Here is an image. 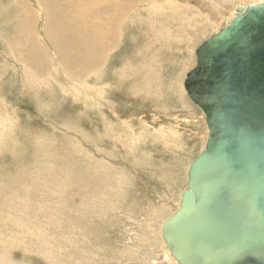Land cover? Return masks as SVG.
<instances>
[{
	"label": "rangeland",
	"instance_id": "1",
	"mask_svg": "<svg viewBox=\"0 0 264 264\" xmlns=\"http://www.w3.org/2000/svg\"><path fill=\"white\" fill-rule=\"evenodd\" d=\"M72 1L0 0V264H158L207 136L183 81L220 25L195 0H81L88 20L116 18L110 35L54 45ZM59 49L94 65L79 74Z\"/></svg>",
	"mask_w": 264,
	"mask_h": 264
},
{
	"label": "water",
	"instance_id": "2",
	"mask_svg": "<svg viewBox=\"0 0 264 264\" xmlns=\"http://www.w3.org/2000/svg\"><path fill=\"white\" fill-rule=\"evenodd\" d=\"M225 21L183 81L207 136L161 225L177 264H264V2Z\"/></svg>",
	"mask_w": 264,
	"mask_h": 264
},
{
	"label": "bare ground",
	"instance_id": "3",
	"mask_svg": "<svg viewBox=\"0 0 264 264\" xmlns=\"http://www.w3.org/2000/svg\"><path fill=\"white\" fill-rule=\"evenodd\" d=\"M69 1H71V0H69ZM83 1H87V0H83ZM83 1H81V0H73L68 5H66L67 3L65 4L66 5L65 8H74V13L73 14L66 15L64 13V9L62 11H61V9H59L60 15H58V16H59V19L60 20L62 18V20L64 22V25H62V28H61L62 32H60V30L57 31V32H60L59 35H50V38L53 37L52 39H53V41L55 43L54 45H56V43H57L56 40L62 39L63 37H66V39H68L70 41H74V42H76L79 45H82L86 41L88 35H90V39L93 42H95L98 39L99 42H100V44H101V43L104 42L106 36L107 35H110L109 32L111 33V28L113 27V24L116 23V18H109V19H106L104 21H99V23L88 20V18L91 16V14L95 10L93 11V9H90V10H87L86 8L84 9L83 8V6H84L83 5ZM129 1H127V2H129ZM261 1L262 0H195L194 3L196 4V6L198 8H200L202 10V11L200 10V12L202 13L203 17L208 22H210L212 25H214L213 21H211V19H210L211 17H213L215 19V21L221 27V25L224 22H226L225 20H227L231 15H234V11L237 8L244 10L245 9V5H248L249 3H255V4H258L259 2L262 3ZM44 4H46V3H44ZM51 5H53V4H51ZM58 5H59V3H58ZM81 6H82V8H81ZM90 6H93V5L90 4ZM96 6H98V5L96 4ZM175 6L178 9L182 10L181 11L182 13L187 14L188 19L190 21H192L190 26L197 27L196 24H198L200 22V19L197 18L198 21H194L196 19V17L194 15L193 11L190 8L184 7V6L179 7L177 4ZM106 7H110L116 13V0H108L107 3H106ZM41 9H42V7H41ZM43 9H45V8H43ZM43 11H45V10H43ZM86 11H90V12H86ZM105 15H107V14H102V16H105ZM55 16H56V14H55ZM48 17H50V15ZM52 18L53 17H51V19ZM55 18L57 19V17H55ZM55 18H53V19H55ZM51 19H49V21ZM59 19H58V21H59ZM57 24H58V22H57ZM46 25H47V23H46ZM64 26H65V29L63 28ZM57 27H58V25H57ZM57 27H56V30L58 29ZM210 29H212V28H210ZM45 31H46V29H45ZM63 31L66 32V33H68V34L63 33ZM57 32H55V33L57 34ZM49 33H51V32H49ZM55 33H53V34H55ZM46 35H47V33H46ZM48 36H46V37H48ZM63 40H65V39H63ZM34 46H36V45H34ZM21 48H23V47H21ZM21 48H20V50H21ZM25 49H26V47H25ZM20 54H22V53H20ZM55 54H56V57L59 59V61L65 62V64H67V66H69V65L75 66L77 68L75 70L76 71H79V74L86 72V70L85 71H83V70L86 67H88L90 64L91 65H94V54H93V52H90V51H86V50H81L80 49V50H78V51L75 52V51H65V50L59 49V50H57L55 52ZM194 54H195V52H194ZM18 58H20V57H18ZM23 58L24 59L22 61H24V63L26 64V66H28L29 68H31L32 66L30 65V62H29L30 61V57L26 54V52L24 53ZM21 59H22V57H21ZM195 65H196V58H195ZM87 70H90V69H87ZM81 71H83V72H81ZM206 133H207V131H206ZM203 147H204V144H203ZM179 200H180V197L178 199V202L176 204L175 209L178 207ZM160 231H161V226H160ZM162 242H163V240H162ZM161 247H162L161 248L162 258L161 257L159 258V261L160 262L161 261L163 262L161 264H177V262L175 261V259H173L170 256V252H169L168 249H166V246L164 245V242H163V246L161 245ZM159 256H160V254H159ZM159 261H156V262L159 264ZM153 262H155V261H153ZM153 264H156V263H153Z\"/></svg>",
	"mask_w": 264,
	"mask_h": 264
}]
</instances>
